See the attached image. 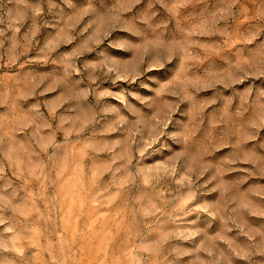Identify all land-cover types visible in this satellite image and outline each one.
I'll return each mask as SVG.
<instances>
[{"label":"rangeland","instance_id":"obj_1","mask_svg":"<svg viewBox=\"0 0 264 264\" xmlns=\"http://www.w3.org/2000/svg\"><path fill=\"white\" fill-rule=\"evenodd\" d=\"M0 264H264V0H0Z\"/></svg>","mask_w":264,"mask_h":264}]
</instances>
